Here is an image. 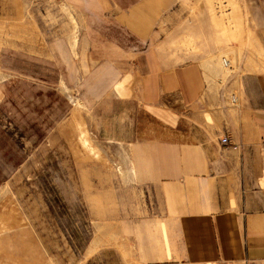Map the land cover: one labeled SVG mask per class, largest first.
<instances>
[{
    "label": "crops",
    "instance_id": "crops-1",
    "mask_svg": "<svg viewBox=\"0 0 264 264\" xmlns=\"http://www.w3.org/2000/svg\"><path fill=\"white\" fill-rule=\"evenodd\" d=\"M48 3L0 0V112L19 108V78L34 79L36 54L44 63L69 51L84 63H124L139 103L164 112L160 127L172 133L132 144L136 184L161 198L145 264H264V64L212 81L228 60L175 61L197 50L187 44L205 34L210 0H60L69 12L54 18Z\"/></svg>",
    "mask_w": 264,
    "mask_h": 264
},
{
    "label": "rangeland",
    "instance_id": "rangeland-1",
    "mask_svg": "<svg viewBox=\"0 0 264 264\" xmlns=\"http://www.w3.org/2000/svg\"><path fill=\"white\" fill-rule=\"evenodd\" d=\"M46 1L52 18L69 12L60 0ZM206 6L205 34L187 44L197 50L173 53L175 61L216 67L228 60L212 81L263 65L264 0ZM59 55L44 63L36 54L34 79L19 78V108L0 112V264H145L161 198L136 184L132 144L172 134L160 127L167 115L139 103L137 76L124 63ZM19 63L28 69L25 52Z\"/></svg>",
    "mask_w": 264,
    "mask_h": 264
},
{
    "label": "built area",
    "instance_id": "built-area-1",
    "mask_svg": "<svg viewBox=\"0 0 264 264\" xmlns=\"http://www.w3.org/2000/svg\"><path fill=\"white\" fill-rule=\"evenodd\" d=\"M220 143L222 146L224 147H230L231 146V142H230V138L227 135H224L221 139H220Z\"/></svg>",
    "mask_w": 264,
    "mask_h": 264
}]
</instances>
